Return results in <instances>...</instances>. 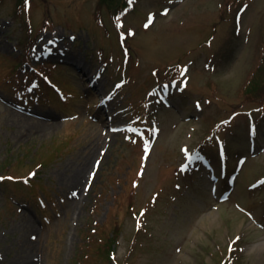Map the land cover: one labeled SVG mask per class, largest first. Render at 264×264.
<instances>
[{"label": "rangeland", "instance_id": "obj_1", "mask_svg": "<svg viewBox=\"0 0 264 264\" xmlns=\"http://www.w3.org/2000/svg\"><path fill=\"white\" fill-rule=\"evenodd\" d=\"M131 1L0 3V264H264V0Z\"/></svg>", "mask_w": 264, "mask_h": 264}, {"label": "trees", "instance_id": "obj_2", "mask_svg": "<svg viewBox=\"0 0 264 264\" xmlns=\"http://www.w3.org/2000/svg\"><path fill=\"white\" fill-rule=\"evenodd\" d=\"M3 0H0V3L2 2ZM20 2H23V0H19ZM101 3H103L102 5H105L107 6V8L109 9V11L111 12L112 14V19L115 21L117 18H122L123 14L126 12V11H130L134 8V6H132V1L131 0H100ZM101 22V21H100ZM29 25L31 27V22H29ZM29 42H27L28 44ZM32 46V45H31ZM30 46V48H31ZM261 72H262V67L258 70V72L255 74V77H253L252 79V85H251V88L247 89V92L250 93L252 91H254L255 93L260 91L263 86H264V83L262 82L261 80ZM170 74L172 76H178V73L176 71H172L170 72ZM253 93V94H255ZM256 97L254 99H252L251 101H255V100H258L257 98L261 96V94H258V95H255ZM117 235V234H115ZM116 240L117 238H110L108 241H106V243L104 245H102V249H103V246L105 249H101L100 245L97 246V252L98 254H103L104 253V256L105 257H109L110 258V254L114 251V247H115V243H116Z\"/></svg>", "mask_w": 264, "mask_h": 264}, {"label": "snow or ice", "instance_id": "obj_3", "mask_svg": "<svg viewBox=\"0 0 264 264\" xmlns=\"http://www.w3.org/2000/svg\"><path fill=\"white\" fill-rule=\"evenodd\" d=\"M192 160H199V157H198V156H197V157H190V158H189V164H191ZM188 166H189V165L186 164V165H185V168H188ZM93 175H94V174H93Z\"/></svg>", "mask_w": 264, "mask_h": 264}]
</instances>
